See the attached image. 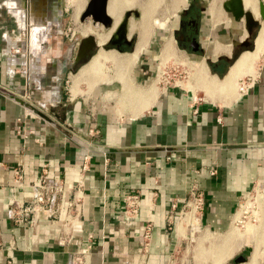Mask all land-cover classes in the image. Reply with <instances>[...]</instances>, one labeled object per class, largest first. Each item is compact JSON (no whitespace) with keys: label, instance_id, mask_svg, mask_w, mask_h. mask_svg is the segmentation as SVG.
Segmentation results:
<instances>
[{"label":"crops","instance_id":"1","mask_svg":"<svg viewBox=\"0 0 264 264\" xmlns=\"http://www.w3.org/2000/svg\"><path fill=\"white\" fill-rule=\"evenodd\" d=\"M38 1L0 5V264H69L82 248L83 264H174L175 251L194 228L200 232L198 238L213 247L198 249L195 264L205 258L216 264L221 256H230L244 243L233 238L234 250L222 255L219 236L231 230L239 199L250 190L254 196L259 189L264 207V60L255 72L257 56L250 72L241 75L254 77L241 84L245 90L235 97L207 92V100L193 97L196 89L205 87L196 76L200 69L194 68V84L157 86L155 80L135 84L131 69L117 65L139 95L125 101L117 77L120 72L115 76L114 67L92 66V61L102 57L119 63L134 47L129 52H115L96 42L100 48L95 54L84 63H73L74 52L70 55L68 45L61 51V34L52 29L59 23V15L45 17L46 1ZM208 2L205 29L199 36L203 51L196 59L207 78L220 81L241 54L255 50L259 31L252 37V49L241 51L247 42H230L241 39L244 30L228 21L219 4V11L211 14ZM51 6L60 14L57 1ZM11 8L24 13L20 15L18 10L13 15ZM168 38L162 40L161 49ZM23 45L31 52L30 70L38 84L32 100L40 103L39 111L50 121L11 98L21 89L22 75L17 71L20 58L10 51ZM217 45L222 48L216 49ZM229 45L234 47V60L211 68L221 55H228L225 48ZM143 55L134 67L136 81L149 71L151 58ZM76 65L83 66L76 70L70 87L64 86L65 71ZM112 82L120 84V92L113 95L114 106L108 98L111 94L101 88ZM121 108L128 113H119ZM85 153L89 158L82 169ZM13 170L19 171V187L13 183ZM42 174L46 185H59L55 200L31 219L29 215L24 221H14L7 208L13 207L12 202L27 203ZM189 189L199 193L201 210L196 216L190 207L180 216ZM128 193L138 197L132 218L121 213L122 197ZM188 215L196 223H185ZM68 219L74 223L65 222ZM145 227L148 235L143 246ZM210 234L219 235L210 238ZM203 252L208 255L204 257Z\"/></svg>","mask_w":264,"mask_h":264},{"label":"rangeland","instance_id":"2","mask_svg":"<svg viewBox=\"0 0 264 264\" xmlns=\"http://www.w3.org/2000/svg\"><path fill=\"white\" fill-rule=\"evenodd\" d=\"M32 1H35V4H37L39 2L38 0H32ZM44 1H46V2H44V4L46 3L45 6H47L44 9L47 18H49L50 12H51V11H49L51 9L50 5H52V3L56 2V1L59 4V9H60V14L58 16L59 23L57 25L54 24L53 25L54 27L52 29L55 31L56 30L59 31V33L61 34V39H62V45L60 48L61 51L64 50L65 46L67 47V45H68V48H70V50L72 49V52L70 51L71 52L70 55H72L73 52L75 51L76 42L78 41V39L81 36L90 34L95 38L96 42H98L97 36H96L97 32H109V29L113 25V20H112L111 25L108 28H104L99 23H96V22L91 23L89 16H85L82 18V20H79V15L83 11L85 4L87 3L88 0H44ZM109 1H110V3L111 2L112 3L127 2L129 4H132V6H128V5L125 7L123 6V8L121 9V13L126 9L133 10L136 12V16H133L131 13H129V15L126 19V27H127L126 28V35L130 37V44L128 45V47L126 49H123V52H129L133 49V47L135 46L134 44H136L137 41L139 40V35H140V32L142 29H145V30L149 29L150 31L152 30V32H151L150 36L148 37L147 42H146V44L142 50L146 56L149 55V57L151 58V60H148L149 71L147 72L145 78H142L141 75H140V77L137 76L140 81H136L133 79V77L137 74L136 68H134V67H136V63L138 61H142V59L144 57L143 52H141V55L138 56V59L133 64L131 71H130V78H131L132 82H134L135 84L138 83V84L144 85V84L150 83L152 80H155L157 86H160L161 84L169 85V84H175V83L178 85L187 86L189 84L195 83V79L192 76V74L195 70L194 68H196L198 66V63H194V62H198V60L196 58L189 57V55L187 56L184 51H182L179 47H177V45H175V43L173 42V38L171 37V34H170L171 27L175 22V18L177 17L179 12L182 11V8H184L186 5H188L192 0L191 1L190 0H183L181 3H174L173 0H158L153 5V7L151 9V13L147 16L146 19L143 18V15H142L143 14L142 6L150 0H109ZM195 1L196 0H193V3H195ZM201 1H202V5H204V3L209 1L208 2L209 9L211 7V3L214 1L215 5L217 6V9L219 11L218 4L221 0H201ZM253 1L255 3V6H256V0H253ZM260 1L262 3H264V0H260ZM64 3H65V7H64ZM195 5H196V3H195ZM66 6H69V7H66ZM121 13H120L119 19L121 17ZM224 16H225V13H224ZM256 20L258 22L260 21L259 27L257 24V26L255 28H252L251 33L248 35V38H247V46H246V48H242L241 51H243V49L244 50H251L252 49V47H251V42L253 39L252 37L254 36V34H255V36L257 35V33H258L262 23H263L264 17L260 19L256 15ZM237 27L243 28L241 21L236 22L235 28L237 29ZM257 27H258V29H257ZM30 30L32 31V28ZM167 36H169L171 38L174 50H173V54H171V56L169 58L162 59V57H161V50H162L161 49V42ZM101 47L103 49L108 48L109 50L110 49L114 50L112 47H110V45H108V46L106 45V47L104 45H101ZM98 48H100L99 45L98 44L95 45L94 49L92 50L91 55L95 54L97 52ZM262 49L263 50H261L262 52L260 51L261 53H259L260 55H258L259 57L257 58L255 66H254L255 72H256L257 65L264 60V42H263ZM111 52H114V51H111ZM238 54H239V52L235 56H237ZM232 60H234V58ZM109 63L111 65H109ZM77 64H79V63H77ZM102 64L103 65L108 64V66H110L109 67L110 70H112V67H114L115 68L114 70L116 73L115 76L117 75V72L120 71V70H118V66L115 65L114 63H112V59L110 60V62H109V60H107ZM205 64L208 65V62H205ZM82 66L78 65L73 70L67 69V71H65L66 77L64 78V80H67V81H66V83H63L64 86L67 85V87H70V85L72 83V78L77 73L76 70H79ZM100 71H101V69L97 70L98 73H101ZM224 72L220 73L218 78L221 77L224 74ZM198 76H199V74H198ZM202 77H204V78L206 77L204 75V73H202ZM247 78L252 79L254 77L244 75L243 77H241L239 79L240 85L247 82ZM204 86L205 87H200V89L199 88L196 89V91L194 92V95H193V97L195 99L201 98V99L207 100L206 99L207 94L209 93L210 95H212L208 91V88L206 87L207 83L205 81H204ZM81 87L83 89H85L86 86H85L84 82L81 83ZM101 88L104 89V92H108L109 94H111V97H108V98L113 101V106H114L113 95L117 92H120V84L118 82H112L109 85H101ZM63 89L65 91V88H63ZM204 95H206V96H204ZM120 112L121 113H128L126 108H121L119 113ZM253 201H254V199H253V195H252L251 190L248 191L245 195H243L239 199V202L237 204H240L238 209H241V215H240V218L238 219V221L235 223L236 228H239V229L236 231L237 236H234V238L238 237L239 242L244 243V244L240 245L239 248H237L235 251H233V253L230 256L228 254H226L225 255L226 257L224 256L225 259H223L224 261L220 262L219 264H236L232 261V257H234L238 254L242 255L245 258H249V256L252 255L253 240L249 239V237H247V236H243V234L245 233L244 232L245 225L248 223L257 224L258 223V217L261 215V213L259 212V208H257L255 206ZM254 212H256V213H254ZM199 233L200 232L196 231L195 228H194V230L190 229L188 231L187 235H185L186 238L182 239L180 246H178L177 250L174 253V258H175L174 264H180L181 259H183V264H195L194 255H195V252L196 253L198 252V249H202V250L203 249H211V248L213 249L211 244L204 243V239H202V237L200 239L198 238ZM227 234L219 236L221 243ZM218 235L210 234L209 236H210V238L211 237L215 238ZM205 240H208V239H205ZM249 240H250V242H249ZM232 247H233V245H232ZM260 247L258 248V253H259L258 257L261 259L260 260L261 264H263L264 263V248L263 247L260 248ZM219 248H220V246H219ZM233 250H234V248H233ZM206 255H208V253H205L204 257ZM201 264H211V261H210V259L205 258V261L202 260ZM216 264H218V263H216Z\"/></svg>","mask_w":264,"mask_h":264},{"label":"bare ground","instance_id":"3","mask_svg":"<svg viewBox=\"0 0 264 264\" xmlns=\"http://www.w3.org/2000/svg\"><path fill=\"white\" fill-rule=\"evenodd\" d=\"M157 1L158 0H150L142 6L143 18H145V19L147 18V16L151 13V9H152L153 5ZM182 1L183 0H173L174 3H181ZM240 2H241V6L243 9L248 10L251 14H253L256 17L257 9H256V6H255V3L253 0H240ZM127 5L132 6V4H129L127 2H121V3L120 2H115V3L111 2L110 4H108V0L105 1L104 11H105L106 15L109 16L110 19L112 18L111 23L113 20V25L109 29V32H97V35H96L97 41H98L97 43L100 46L105 41L108 33H110L112 31L114 25L117 23L119 16H120V13H121V9L123 8V6L125 7ZM209 10H210L211 14L217 13L218 9H217V6L215 5L214 1L211 3V7ZM151 32H152V30L150 31L149 29H146V30L142 29L140 32V35H139V40L135 44L134 49H133L132 53L130 54V56L126 57L124 60L120 61L119 63L116 62L115 60H112V62L115 63V65H122V67L124 66V67L130 68L134 64V62L137 60L138 56L141 54ZM31 35H32V31H31ZM94 40H95V38H94ZM263 42H264V20H263V23L261 25V28L259 29V34H258L257 38L255 39V50L254 51H246L243 54H241L238 57V59L235 61V63L232 65L231 69L226 74V76L224 78H222L220 81L210 79L209 77L208 78L202 77V73H204V72H202L201 64H198V66H197L198 68L197 67L196 68L200 69L199 77L202 78L203 82L205 81L207 83L208 91L212 94V96L231 95L232 97H235L241 90L245 89V86L240 85V83H237V80L247 70H249L248 72H250L249 68L251 67V65H253L252 63H253V61H255L254 59L258 56L259 53L262 52L261 50H263L262 49ZM97 43L95 40V45H97ZM163 44L164 45H163L162 50H161V57H162V59H167L171 56V54H173V50H174L171 38L169 37L165 41V43H163ZM224 47H226V46H224ZM220 48H222V45H217L216 49H220ZM225 49L229 50L228 48H225ZM104 61L105 60L102 57H97L92 61V63H93L92 66L96 65V66L102 67V65H103L102 63ZM194 63H198V62H194ZM120 71H122V69ZM124 72H125V70H124ZM127 74H129V72H127ZM196 75H198V74H196ZM117 77H119V80L121 79V83L124 87V92H123L124 94L123 93L121 94L124 96V100L125 101L133 100L135 95H137V94L131 88V85L129 82L130 80H128L129 79L128 75H127L128 79L124 78V74L122 75L121 73H119V75ZM250 80H251L250 78H247V82H249ZM137 96H139V95H137ZM253 199H254L253 202H254L255 206L257 208H259V212L261 213V215L259 214L260 216L258 217V223L257 224L248 223L245 225V228H244L245 233L243 234V236H247V237H249V239L253 240V252H252V255L249 256L248 260L246 258L247 261L244 260L246 262H244V261H242L243 263L239 262L240 264H261V262H260L261 259L258 257V255H259L258 248L260 246L264 248V207H263V203H262V192L259 189L256 191L255 195L253 196ZM254 213H256V212H254ZM240 215H241V209H238L236 212L234 221H233L232 228L229 231V233L226 235L224 240L222 241V246L219 248V249H221L222 255L226 251H232L234 248V247H232L231 240H233L234 236H237L236 231L239 228H236L235 223L240 218ZM193 218L194 217H191V215H188L184 219V222L187 224H188L187 221H189V223L195 222L196 220L195 219L192 220ZM72 221H73L72 219H68L66 222L68 224L74 223ZM181 225H182V223H181ZM249 242H250V240H249ZM203 253H205V252H203ZM223 258H224V256H221L220 258H218L216 263L224 261Z\"/></svg>","mask_w":264,"mask_h":264},{"label":"built area","instance_id":"4","mask_svg":"<svg viewBox=\"0 0 264 264\" xmlns=\"http://www.w3.org/2000/svg\"><path fill=\"white\" fill-rule=\"evenodd\" d=\"M13 55L20 58L19 67L17 68L18 72L22 75V86L19 92L14 95L20 100L30 104L35 109L40 110L42 107L40 103L32 100L33 91L38 88L37 81L35 79V75L30 70V57L31 52L27 45H23L22 47L16 46L12 47L10 51ZM246 89V87H245ZM244 89V90H245ZM242 92V91H240ZM18 121V119H16ZM23 132L22 130H20ZM27 133H31V130H26ZM90 131L88 130V133ZM24 135V133H23ZM89 158L88 153H85L82 156V164L81 168L84 169L85 164ZM42 170V169H41ZM14 178L13 183L15 186L19 187L22 185L19 171H12ZM43 175L39 176L33 186V191L30 200L24 204H16V202H12L13 207L7 208V214L9 217H12L14 221H24L30 215L34 217L35 214L43 208L45 205H50L55 200V196L59 193L60 187L57 183H53L51 185H46L43 180ZM123 206L121 209L122 216L124 218H132L136 215V210L138 206V197L137 193H128L122 197ZM193 207L194 213L197 216V213L201 210V197L199 193H197L194 189H189L187 195L184 199L183 205L181 207L180 216L189 209ZM67 221V220H66ZM65 221V222H66ZM147 227L144 228L142 233L143 246L146 245L147 239ZM85 249H77L75 255L71 258L69 264H83L84 259L82 256L84 255Z\"/></svg>","mask_w":264,"mask_h":264},{"label":"water","instance_id":"5","mask_svg":"<svg viewBox=\"0 0 264 264\" xmlns=\"http://www.w3.org/2000/svg\"><path fill=\"white\" fill-rule=\"evenodd\" d=\"M106 0H88L85 4L83 11L79 15V20H82L83 17L89 16L91 23H99L102 27L108 28L111 25V19L106 15L104 11ZM33 4V3H32ZM219 6L222 9L223 13L227 17L228 21L234 22H242L244 36L238 41H231V45H245L247 42L246 37L250 34V30L255 28L258 24V21L255 17L251 15L248 10H245L241 6L240 0H221L219 2ZM256 9L257 16L261 19L264 17V3L260 0H256ZM131 13L133 16H136V12L133 10H124L121 13L120 19H118L117 23L114 25L112 31L107 35L105 41L102 45H116V42L123 39L127 40L126 35V19ZM95 47L94 37L90 34L81 36L76 42L75 51L73 55V63H84L91 56L92 50ZM12 99L16 100L17 103L28 109L29 111L34 112L38 117L44 119L45 121H50L48 117H46L39 110L35 109L30 104L20 100L19 98L12 97ZM233 262H242L245 260V257L242 255H236L233 257Z\"/></svg>","mask_w":264,"mask_h":264},{"label":"flooded vegetation","instance_id":"6","mask_svg":"<svg viewBox=\"0 0 264 264\" xmlns=\"http://www.w3.org/2000/svg\"><path fill=\"white\" fill-rule=\"evenodd\" d=\"M11 1L13 2L14 0H0V5L2 6L3 2L7 5L8 2H11ZM22 3L27 5L26 0H23ZM195 3H193V0H192L188 5L182 8V11H180L177 17L175 18V22L172 25L171 32H170L175 45H177V47H179L182 51H184L187 56L189 55V57H192V58H196V55L203 51V47L199 42V36H201V32L205 29L204 24L207 19V14H206V3L207 2L204 3V5H202L201 0H196ZM50 8L51 9L49 11H51L50 16L52 18L59 15V13H57V11L54 9L55 8L54 6L50 5ZM18 10L20 11V9H17V8L10 9L13 15H17ZM23 13L24 12L20 11V15H22ZM28 30L29 32H31L30 26L28 27ZM234 31L236 33V30ZM216 32L219 33V30H217ZM129 44H130V37H128L126 41H124L123 39L117 41L116 45L107 44V46L110 45V47H112L117 52H123V49H126ZM228 48H229L228 55L227 56L225 54L221 55L220 59H216V61L212 62L209 65L211 66V68H214V67L217 68L219 66L218 63H222V65L225 66L231 62L234 56V47L229 45ZM105 49H108V48H105Z\"/></svg>","mask_w":264,"mask_h":264}]
</instances>
